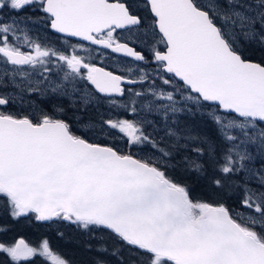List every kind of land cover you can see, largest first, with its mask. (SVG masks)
Returning <instances> with one entry per match:
<instances>
[{
	"label": "snow or ice",
	"instance_id": "obj_1",
	"mask_svg": "<svg viewBox=\"0 0 264 264\" xmlns=\"http://www.w3.org/2000/svg\"><path fill=\"white\" fill-rule=\"evenodd\" d=\"M0 264H264V0H0Z\"/></svg>",
	"mask_w": 264,
	"mask_h": 264
},
{
	"label": "trees",
	"instance_id": "obj_2",
	"mask_svg": "<svg viewBox=\"0 0 264 264\" xmlns=\"http://www.w3.org/2000/svg\"><path fill=\"white\" fill-rule=\"evenodd\" d=\"M23 227H25V229H28V231L23 230V232L25 233V235H27V237L30 241L37 240L41 237V235H48L51 238V244L59 251H61L62 253L66 254L69 258L75 257L76 259H79V250L77 249L76 245L74 243H68L65 241H60L57 240L55 235L47 232L46 231V225H40L37 227H33L30 225H22L21 227L18 228V231L20 229H23ZM31 236L29 238V236Z\"/></svg>",
	"mask_w": 264,
	"mask_h": 264
},
{
	"label": "rangeland",
	"instance_id": "obj_3",
	"mask_svg": "<svg viewBox=\"0 0 264 264\" xmlns=\"http://www.w3.org/2000/svg\"><path fill=\"white\" fill-rule=\"evenodd\" d=\"M23 230H25V231H28V229H25V227H23V229H20L19 230V232L22 234V235H24L25 237H27V235H25V233L23 232ZM29 236V235H28ZM31 236H29V238H30ZM28 239V238H27ZM32 241H35L34 239L32 240ZM51 246H52V248L54 249V250H57L52 244H51ZM59 251V250H58ZM59 252H61V251H59Z\"/></svg>",
	"mask_w": 264,
	"mask_h": 264
}]
</instances>
